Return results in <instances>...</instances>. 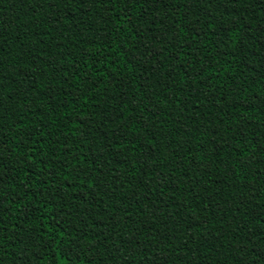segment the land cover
Returning a JSON list of instances; mask_svg holds the SVG:
<instances>
[{
    "label": "trees",
    "instance_id": "1",
    "mask_svg": "<svg viewBox=\"0 0 264 264\" xmlns=\"http://www.w3.org/2000/svg\"><path fill=\"white\" fill-rule=\"evenodd\" d=\"M0 264H264V0H0Z\"/></svg>",
    "mask_w": 264,
    "mask_h": 264
}]
</instances>
